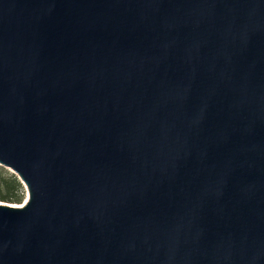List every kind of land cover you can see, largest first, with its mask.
Instances as JSON below:
<instances>
[{
    "label": "water",
    "instance_id": "1",
    "mask_svg": "<svg viewBox=\"0 0 264 264\" xmlns=\"http://www.w3.org/2000/svg\"><path fill=\"white\" fill-rule=\"evenodd\" d=\"M0 264H264V0H0Z\"/></svg>",
    "mask_w": 264,
    "mask_h": 264
},
{
    "label": "trees",
    "instance_id": "2",
    "mask_svg": "<svg viewBox=\"0 0 264 264\" xmlns=\"http://www.w3.org/2000/svg\"><path fill=\"white\" fill-rule=\"evenodd\" d=\"M20 182L16 177H5L0 171V200L4 202H19Z\"/></svg>",
    "mask_w": 264,
    "mask_h": 264
},
{
    "label": "rangeland",
    "instance_id": "3",
    "mask_svg": "<svg viewBox=\"0 0 264 264\" xmlns=\"http://www.w3.org/2000/svg\"><path fill=\"white\" fill-rule=\"evenodd\" d=\"M0 171H1V174L3 176H5V177H10V176L16 177L18 179V181L20 182L19 178L14 174V172L10 168L0 164ZM20 185H21V187H20V190L18 192V196H20L19 202H4L1 200H0V202L21 206L26 201L27 191H26L25 186L21 182H20Z\"/></svg>",
    "mask_w": 264,
    "mask_h": 264
}]
</instances>
